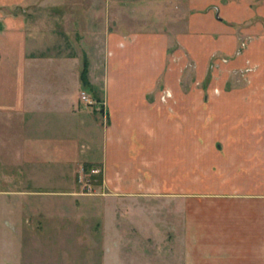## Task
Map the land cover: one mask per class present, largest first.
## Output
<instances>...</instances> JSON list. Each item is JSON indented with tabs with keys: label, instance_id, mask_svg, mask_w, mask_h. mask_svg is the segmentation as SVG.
<instances>
[{
	"label": "crops",
	"instance_id": "1",
	"mask_svg": "<svg viewBox=\"0 0 264 264\" xmlns=\"http://www.w3.org/2000/svg\"><path fill=\"white\" fill-rule=\"evenodd\" d=\"M262 19L264 0H0V197L78 201L92 165L103 195L178 207L185 264H264Z\"/></svg>",
	"mask_w": 264,
	"mask_h": 264
},
{
	"label": "rangeland",
	"instance_id": "2",
	"mask_svg": "<svg viewBox=\"0 0 264 264\" xmlns=\"http://www.w3.org/2000/svg\"><path fill=\"white\" fill-rule=\"evenodd\" d=\"M94 171L79 176L78 201L49 184L34 197H0V264H185L178 207L103 195Z\"/></svg>",
	"mask_w": 264,
	"mask_h": 264
},
{
	"label": "trees",
	"instance_id": "3",
	"mask_svg": "<svg viewBox=\"0 0 264 264\" xmlns=\"http://www.w3.org/2000/svg\"><path fill=\"white\" fill-rule=\"evenodd\" d=\"M86 74H87V71H86ZM86 78V76L84 75V79ZM85 171L88 172V173H91L92 172V169H93V166L92 165H85ZM93 179H96L99 181L98 184H102V176H93Z\"/></svg>",
	"mask_w": 264,
	"mask_h": 264
},
{
	"label": "built area",
	"instance_id": "4",
	"mask_svg": "<svg viewBox=\"0 0 264 264\" xmlns=\"http://www.w3.org/2000/svg\"><path fill=\"white\" fill-rule=\"evenodd\" d=\"M83 99H84L85 101L89 102V104H91L90 101H88L85 97H83ZM94 173H99V171L96 170V171H94Z\"/></svg>",
	"mask_w": 264,
	"mask_h": 264
}]
</instances>
